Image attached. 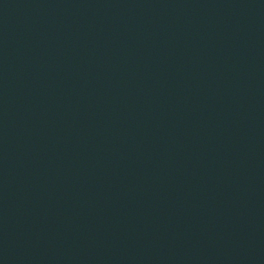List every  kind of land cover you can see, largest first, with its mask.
<instances>
[{"label":"water","instance_id":"obj_1","mask_svg":"<svg viewBox=\"0 0 264 264\" xmlns=\"http://www.w3.org/2000/svg\"><path fill=\"white\" fill-rule=\"evenodd\" d=\"M0 264H264V0H0Z\"/></svg>","mask_w":264,"mask_h":264}]
</instances>
